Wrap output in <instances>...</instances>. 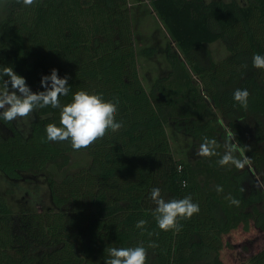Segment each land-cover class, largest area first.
Instances as JSON below:
<instances>
[{
	"label": "trees",
	"instance_id": "1",
	"mask_svg": "<svg viewBox=\"0 0 264 264\" xmlns=\"http://www.w3.org/2000/svg\"><path fill=\"white\" fill-rule=\"evenodd\" d=\"M150 2L236 141L246 146L260 180L247 168H225L217 175L224 190L206 191L191 165L174 159L166 129L170 121L197 140L215 139L217 152L226 134L172 46L166 52L170 74L151 92L145 89L128 0H36L32 6L0 0V70L12 67L39 92L45 90L41 77L57 69L70 86L61 105L81 90L103 94L106 101L118 97L116 120L123 122L118 132L109 130L76 151L68 141H47L46 125L60 126V109L38 108L40 119L28 135L15 120L0 119L9 130L8 136L0 132V171L12 181L46 176L54 206L44 213H15L0 195V264H105L107 248L140 244L147 249L146 264H231L222 254L224 237L240 229L257 237L245 247L249 253H238L237 264H264V152L245 144L250 118L256 121V141L264 142V69L252 64L254 54L264 55V0ZM219 40L229 43L230 55L201 64L198 54ZM144 52L155 53L153 48ZM237 88L250 93L247 108L234 101ZM72 153H86L91 162L58 179L53 170L66 167ZM153 188L161 189L165 200L191 195L199 213L179 220V232L162 231L152 216ZM229 196L240 201L238 207ZM141 219L147 221L144 229L135 226ZM150 242L158 246L150 248Z\"/></svg>",
	"mask_w": 264,
	"mask_h": 264
},
{
	"label": "rangeland",
	"instance_id": "2",
	"mask_svg": "<svg viewBox=\"0 0 264 264\" xmlns=\"http://www.w3.org/2000/svg\"><path fill=\"white\" fill-rule=\"evenodd\" d=\"M205 1L211 2L215 0ZM224 1L230 2L231 0ZM236 1L242 5L248 4L247 0ZM128 2L132 17L137 66H140V72L139 67L138 72L143 86L148 92H151L156 81L160 78L168 76L172 70L166 56L167 47L172 46L176 54L181 55V51L173 41L169 31L158 18L150 0H128ZM147 48L154 49V56L150 57L144 52ZM198 55L199 56H197V58L199 57V61L205 66L210 65V63H220L230 55L229 43L225 40H219L217 42L207 44L206 50H203ZM182 61L186 65L189 75L191 76L192 85L196 86L205 97L206 93L204 91L203 83L200 81L199 77L195 75L191 65L184 58V56H182ZM176 84L174 83L173 79L170 81L172 90H176V88L179 87ZM31 91L35 92V89H31ZM206 101L216 111L214 105L207 96ZM216 113L217 119L221 120L222 122V124L221 122H218V125L220 126L221 130H224V134H226L225 136L227 137L229 132L234 134L233 131L228 127V121L225 119V117L222 116L219 111H216ZM37 119H40V116L36 109L27 118H18L14 122L20 127L25 135H28L30 133L31 124ZM248 121L249 122L246 121L247 130L245 131V144L247 146H255L260 151L264 152V142H257L254 135V124L256 121L252 118H250ZM214 123L216 124L217 121ZM166 129L169 136V141L171 143L174 159L182 160L191 165L195 175V181L203 187V190L207 191L213 189L215 191L217 186H222L219 184V182H217L218 173H223L225 168H236L231 164L220 166L217 163V161L225 152V147L223 144H221L218 149V153L220 155L215 156L211 160V157H201L196 154L199 150L200 144L203 142L195 139L192 134H186L179 129H176L175 124L172 121L166 124ZM0 132L3 134V136L9 135V130L5 127L1 120ZM234 142H237L236 135ZM239 148L241 151L235 153L236 157L242 159L246 156L250 159L246 146L244 147V145L241 146L239 144ZM241 153H243V156ZM70 157V162L66 167L53 170L55 171L56 177L58 179H61L68 173L74 171L75 168L79 166H86L91 162V159L86 153H72ZM244 168L249 169L251 174H254L255 178L260 180L259 175H255L251 159L250 164L246 165ZM250 178L251 177H248L249 180H251ZM261 187L264 192V184H262ZM0 195L5 198L6 202L15 213L25 211L44 213L54 208L51 201L48 182L46 176L44 175L35 177L25 175L22 180L12 181L0 171ZM255 237H257L255 233H251L249 235L241 229L240 231L233 232L231 235H226L224 237L226 245L222 251V254L226 256L227 263L237 264L238 253L239 257H242V255L244 253L246 254V252L249 253V251L244 249L246 246L248 248L252 247L254 241L251 239ZM246 243L247 245H245ZM261 244L264 246V242H261ZM255 248L256 252L261 250V248H259V242L257 245H255ZM201 263L202 262H198L197 264Z\"/></svg>",
	"mask_w": 264,
	"mask_h": 264
},
{
	"label": "clouds",
	"instance_id": "3",
	"mask_svg": "<svg viewBox=\"0 0 264 264\" xmlns=\"http://www.w3.org/2000/svg\"><path fill=\"white\" fill-rule=\"evenodd\" d=\"M16 2L32 6L36 0H16ZM252 64L254 68L264 69V55L254 54ZM40 84L45 90L33 92L26 84L24 77L16 74L12 67L4 66L0 70V119L12 122L18 118H27L36 109L48 106L60 109V126L53 123L46 125L47 141H68L72 149L76 151L90 147L98 139H102L109 130L116 133L123 127V122L116 120L118 97L106 101L103 94L81 90L73 94L70 103L61 105L60 97L68 95L70 86L68 77L60 78L57 69H52L50 75L42 76ZM249 95L247 89L237 88L233 92V99L247 108ZM234 141L235 135L229 132L224 143L225 152L217 163L220 166L231 164L242 170L250 164V159L246 156L242 159L236 157L235 153L241 150L238 141ZM216 147L215 139L205 138L196 154L201 157L220 155L216 151ZM241 155L243 156V153ZM184 186H187L186 182ZM216 191L222 192L223 188L217 186ZM227 199L237 207L240 204L239 200L231 196ZM151 200L156 205L152 210V216L162 231L175 230L179 232L182 226L178 221L190 219L200 211L199 205L192 201L191 195L182 199L165 200L161 189L153 188ZM146 223L147 221L141 219L135 226L138 229H144ZM148 235L151 236L153 233L149 232ZM157 246L154 242H150L148 245L150 248ZM106 252L105 264H146L147 262V249L142 244L135 247H109Z\"/></svg>",
	"mask_w": 264,
	"mask_h": 264
},
{
	"label": "crops",
	"instance_id": "4",
	"mask_svg": "<svg viewBox=\"0 0 264 264\" xmlns=\"http://www.w3.org/2000/svg\"><path fill=\"white\" fill-rule=\"evenodd\" d=\"M138 67H139V72H140V66L138 65Z\"/></svg>",
	"mask_w": 264,
	"mask_h": 264
}]
</instances>
